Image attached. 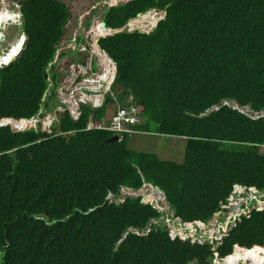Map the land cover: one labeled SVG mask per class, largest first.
Returning <instances> with one entry per match:
<instances>
[{"label":"trees","instance_id":"16d2710c","mask_svg":"<svg viewBox=\"0 0 264 264\" xmlns=\"http://www.w3.org/2000/svg\"><path fill=\"white\" fill-rule=\"evenodd\" d=\"M148 8L166 11L151 34L121 32L98 45L118 64L112 90L119 102L132 96L142 120L136 127L183 138L182 161L128 151L127 136L107 142L111 132L79 131L88 109L78 121L62 118L56 130L65 136L45 135L37 152L36 145L22 146L38 131L0 127V253L6 246L0 264H210L234 244L264 251V211L251 208L212 249L170 239L162 221L145 235L128 231L141 232L161 216L139 196L104 201L120 186L140 188L143 177L164 191L174 218L192 223L208 221L233 185L264 191L258 146L264 144V118L253 120L232 107L264 109V0H133L103 18L107 27L119 28ZM21 11L28 39L21 57L0 69V119L37 111L45 69L68 16L58 0H24ZM112 102L107 98L105 105ZM63 211L68 218H61ZM44 214L60 220L35 219Z\"/></svg>","mask_w":264,"mask_h":264},{"label":"clouds","instance_id":"9594fccd","mask_svg":"<svg viewBox=\"0 0 264 264\" xmlns=\"http://www.w3.org/2000/svg\"><path fill=\"white\" fill-rule=\"evenodd\" d=\"M23 1L24 0H0V19L5 20L2 25L0 23V69H5L12 63H15L21 57L26 47L28 38L22 28L23 14L21 8ZM83 1L75 3V7L77 8V11H74V15H76L75 18L72 17V14L70 13L71 10L67 6H64V4L62 3L64 8H66L68 16L61 26L58 40L54 45L55 49L53 58L49 62L47 69H45L46 71L44 74V79L46 81V88L42 94V97L40 98V104L37 111L29 118H1L0 124L2 125H0V127L8 126L10 129V124H5V122L12 121L14 123H17L16 125L13 124V127L17 126V128H21L14 132H20L29 129L38 131L40 135L37 139L22 146L26 147L28 145H36L37 152L38 149L42 146L41 143L49 139V137H44L45 135L50 136V138L56 136H65L64 133L56 130V126L60 123V120L62 118H70V120L72 121H78L81 115L85 112V109H88L85 124L82 128L79 129V131H108L111 132L110 138H112L113 136L117 137V140L115 141H121V138L123 136H127L128 138V136L144 132L150 133L152 136L167 137L155 132L143 131L136 127L140 122H142V120L138 116V110L135 103L132 101L131 95H128L126 99L125 97L123 99V101L127 104L126 107L118 104L119 101L118 99H116V96H112V86L117 76V74L115 75L114 65L117 63L114 62L106 52L101 50L98 45V41L100 39L107 38L121 32L147 35L146 33H148L149 29L151 28V34L158 28L159 24L165 20V9L148 8L144 11L138 12L135 16L123 21V25L119 28H110L107 27L105 23L106 19L103 18V15L108 10L120 5H125L133 0H114L115 3H112V0H99L98 4H96L92 10L85 9L84 5H94L95 0H93V2L89 0H85V2ZM97 9L101 10V15L100 12L94 15ZM81 10L82 12L81 14H79ZM4 14H6L7 16L4 17ZM143 17H146V19H143ZM137 18H140L139 26L132 27L131 25H129L131 21ZM153 24L154 26H152ZM102 25H104V27H102ZM10 28H17V30L11 31L9 35L8 31L10 30ZM99 28L101 30H109L110 33L105 35H98ZM22 48V54L19 56L18 54L22 50ZM67 51H75L76 53L75 55H69L66 53ZM101 54H103L106 58L102 57ZM105 59H107V62L105 61ZM5 60L7 61L5 62ZM106 64L109 70L107 72V77L104 79L102 75L105 73ZM53 67H55V69H53ZM51 71L55 74L54 79H52L51 77ZM82 88L85 89V91L90 92L91 94H87L86 92L82 91ZM97 90L100 91V94H92ZM110 97L113 99L112 103H115V107H113L112 110L107 113L108 107L106 106L108 104L105 105V101ZM123 101L120 103L122 104ZM224 104L229 105V103L227 102H225ZM102 107H104L103 113L95 115L94 110ZM232 107L234 109H238L240 113L246 114L253 120L259 119L261 117L264 118V109L252 110L249 106L241 107L239 109L235 104H233ZM212 108L207 109L204 113H201L197 117L206 116V114H208ZM120 111H123L124 114L122 116H119L117 119L118 128L113 129L111 127L112 117L116 116V114ZM64 115H66V117H64ZM129 117L132 118V121L125 122L124 120L126 118L128 119ZM19 120H23L25 122H18ZM31 121L35 122L34 126H30L29 124H27ZM106 122L108 123L106 124ZM19 123H24L25 126L18 127ZM72 132L73 131L68 133L71 134ZM258 146L260 152L264 153V144H259ZM126 149L131 152H138L128 149L127 141ZM142 153L149 154L147 152ZM142 180V185L136 190L120 186L116 193L108 192L104 197L105 202L113 201L117 204L122 203L127 196H139L141 203L149 204L161 213V216L158 219H151L148 225L145 226V228H143L141 232H138L137 230H134L132 228L128 229V231L135 234L145 235L150 231L153 225H157L160 221H162V224L168 229V236L170 239H174L175 237H178L180 239L188 238L191 241H198L200 244L205 242L209 244L212 249H215L221 245L222 239L228 236L229 232L235 227L236 222H239L240 218L243 215H246L247 211H249L251 208L255 209L256 211H264V209L258 208L252 203V199L254 198L251 197L252 195H257L260 200L256 201H264V191H258L254 187L247 188L237 184L233 185L232 190L230 191L228 197L225 199V203H219V209L215 211L211 216V218L215 215L219 216V222L227 221L226 226L223 227V229H225L226 231L219 237L217 241H213L211 243L209 241L201 242L196 237L197 233L194 237H191L187 235V229H185L184 234L179 233L177 228L181 225L191 224L194 225L196 231H201L204 228L210 229L211 218H209V220L206 222H181L179 218L173 217V211L169 207V204L166 200L167 196L164 191L157 186L144 181L143 177ZM142 188L143 190L145 188H150L156 191L159 200H162L166 203L167 207L165 218L163 216L165 210L160 209L161 207H163L162 205H157V207L152 203L145 201L146 195L139 194V192L142 191ZM236 191H242L241 195L247 197V200L240 206L241 211L237 214H235L233 208L230 206V202L236 194ZM135 192H137V194ZM62 213L63 214L61 218L69 217L68 215H66V212L63 211ZM85 214L86 212L80 211L81 216H84ZM48 217L50 218L51 222H55L59 219L56 215L54 217H50L46 216L45 214L35 216V219H40L47 222ZM126 234L127 232H125L122 238L117 241L116 246L122 242ZM5 247L6 246L3 244V251L2 253H0V257H5ZM237 248L245 249L247 253H251L253 251L245 246L234 244L229 254L221 258L214 256V259L210 264H224V260L232 256L234 250ZM262 250H264V245ZM259 255H263V252L260 251ZM188 264L197 263L192 261ZM235 264L258 263H252L251 261L247 260L246 262L238 261ZM260 264H264V260Z\"/></svg>","mask_w":264,"mask_h":264},{"label":"rangeland","instance_id":"374dc122","mask_svg":"<svg viewBox=\"0 0 264 264\" xmlns=\"http://www.w3.org/2000/svg\"><path fill=\"white\" fill-rule=\"evenodd\" d=\"M61 3L64 4V6H67L71 10L72 17L75 18L76 15H74V11H77V8L75 7V3L83 1V0H58ZM93 2V0H89ZM85 2V0L83 1ZM101 10L97 9L96 13H99ZM82 10L80 11L79 14H81ZM101 15V12H100ZM17 28H10L8 31V34L10 35L11 31H15ZM147 35L150 34V30ZM69 55H75V51H67L66 52ZM55 69V67H53ZM108 96V95H107ZM112 96L114 97L115 94L114 92L112 93ZM119 105L121 106H127V104L123 101L121 104L118 102ZM106 107H108V111H111L113 107H115V103L108 104ZM108 122H106L107 124ZM62 135V134H59ZM185 147V140L180 137H159V136H152L150 133H140V134H135L128 136L127 138V148L132 150V151H138V152H147V153H152L154 154L157 158L160 160H170L176 163H179L182 161L183 158V150ZM173 153L174 156H173ZM173 156V157H172ZM166 157L170 159H166ZM241 190V189H240ZM137 194V192H135ZM242 191H236V194L232 198L230 202V206L233 208V211L235 214L239 213L241 211V204H243L246 200L247 197H244L241 195ZM140 195H146L145 196V201L152 203L155 206H160L162 205L160 209H164V218L166 216V203L163 202L162 200H159V197L156 193V191L150 189V188H145L142 191L139 192ZM250 196V195H249ZM254 199H252V198ZM250 198L253 200V204L256 205L258 208L264 209V201H256L260 200V198L257 197V195H252ZM158 203V204H157ZM157 206V207H158ZM219 216L215 215L213 216L210 221H211V227L210 229L204 228L203 230H195L194 225H192L191 228H188L187 225H181L178 226L177 230L179 233H184L185 234V229L188 230L187 235L194 237L195 234L197 233V238L199 241L204 242V241H209L210 243L213 241H217L219 237L224 234L226 231L223 229V227L226 226L227 221L224 222H219ZM200 228V227H199ZM201 229V228H200ZM223 229V230H222Z\"/></svg>","mask_w":264,"mask_h":264},{"label":"bare ground","instance_id":"6f19581e","mask_svg":"<svg viewBox=\"0 0 264 264\" xmlns=\"http://www.w3.org/2000/svg\"><path fill=\"white\" fill-rule=\"evenodd\" d=\"M112 3H115L114 0H112ZM3 16L6 17L7 15L4 14ZM137 19H138V18H137ZM137 19L131 21L130 24L133 23V22L135 23V21H136ZM143 19H146V17H143ZM4 22H5V20H1V19H0V23H1V25H2ZM130 24H129V25H130ZM139 24H140V21H138L137 26H139ZM137 26H136V27H137ZM152 26H154V24H153ZM152 26H151V27H152ZM133 27H134V26H133ZM150 29H151V28H150ZM150 29H149V30H150ZM104 32H107L106 34L110 33L109 30H101V29L99 28L98 35H105ZM101 55H102V57L106 58L105 56H103V54H101ZM105 61L107 62V59H105ZM108 70H109V69L107 68V64H106L105 74L102 75V77H103L104 79L107 77V72H108ZM27 124H29L30 126H34L35 122H34V121H31V122H29V123H27ZM24 126H25V124H24V123H21V125H20L19 127H24ZM187 227H188V228H191L192 225L189 224V225H187ZM259 252H260V250H253L251 253H247L245 249H238V248H237V249L234 250V253H233L232 256H230L229 258H226V259L224 260V264H235V263L238 262V261L246 262L247 260L251 261L252 263H258V264H260V263L264 260V251H262V252H263V255H261V256L259 255ZM236 254H243V255H246L247 257L239 258V257L236 256Z\"/></svg>","mask_w":264,"mask_h":264},{"label":"water","instance_id":"95a60500","mask_svg":"<svg viewBox=\"0 0 264 264\" xmlns=\"http://www.w3.org/2000/svg\"><path fill=\"white\" fill-rule=\"evenodd\" d=\"M7 21H8V19H7ZM0 27H1V25H0ZM102 27H104V25H102ZM23 48H24V45H23ZM23 48H22V50L19 52V54H18L19 56L22 54ZM114 69H115V75H116L117 72H118V65H117V64L114 65ZM45 77H46V76H45ZM81 90L84 91V92H86L87 94H91L90 92L85 91V89H83V88H82ZM92 94H100V91L97 90L95 93H92ZM64 117H66V115H64ZM18 122H25V121H23V120H19ZM5 124H10V131H12V132L21 129V128H17V126H14V127H13V124L16 125L17 123H14V122H12V121H6ZM0 125H2V124H0ZM115 140H117V137H116V136H113L112 138H110V139L108 140V142H112V141H115ZM248 251H250V250H248Z\"/></svg>","mask_w":264,"mask_h":264},{"label":"built area","instance_id":"2783aa9c","mask_svg":"<svg viewBox=\"0 0 264 264\" xmlns=\"http://www.w3.org/2000/svg\"><path fill=\"white\" fill-rule=\"evenodd\" d=\"M124 114V112L123 111H120V112H118L117 114H116V116H114V117H112V123H111V127L113 128V129H117L118 128V123H117V119H118V117L119 116H122ZM125 122H131L132 121V118H126L125 120H124Z\"/></svg>","mask_w":264,"mask_h":264},{"label":"flooded vegetation","instance_id":"af4514ba","mask_svg":"<svg viewBox=\"0 0 264 264\" xmlns=\"http://www.w3.org/2000/svg\"><path fill=\"white\" fill-rule=\"evenodd\" d=\"M99 0H95L94 5H84L85 9L92 10L96 4H98Z\"/></svg>","mask_w":264,"mask_h":264}]
</instances>
